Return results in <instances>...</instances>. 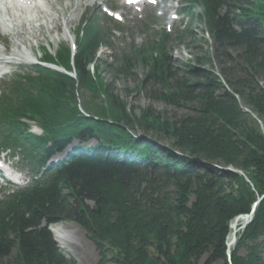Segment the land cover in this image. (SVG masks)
I'll return each mask as SVG.
<instances>
[{
  "label": "trees",
  "instance_id": "16d2710c",
  "mask_svg": "<svg viewBox=\"0 0 264 264\" xmlns=\"http://www.w3.org/2000/svg\"><path fill=\"white\" fill-rule=\"evenodd\" d=\"M187 2L186 12L212 37L213 54L208 49L195 66L176 70L164 33L134 48L119 66L124 73L136 63L148 68L147 79L161 88L154 99L187 115L166 119L151 109L138 118L131 114L102 76L98 54L108 40L94 18L86 20L74 58L67 47L46 58L75 79L38 68L37 78L4 101L3 132L15 150L23 143L44 159L74 141L97 144L78 146L51 175L0 198V264H76L50 230L60 223L87 233L99 251L98 264H264V4ZM186 37L197 39L190 29ZM21 119L35 121L44 137L26 134ZM137 127L146 135L132 136ZM198 160L240 170L247 180ZM262 197L237 235L230 263V226Z\"/></svg>",
  "mask_w": 264,
  "mask_h": 264
},
{
  "label": "rangeland",
  "instance_id": "374dc122",
  "mask_svg": "<svg viewBox=\"0 0 264 264\" xmlns=\"http://www.w3.org/2000/svg\"><path fill=\"white\" fill-rule=\"evenodd\" d=\"M76 1L77 0H63L61 6H56L55 9L57 14H51L53 18L49 21L46 20L47 25L45 28L35 33L36 37L30 38L26 45L35 46L36 50H34V53L42 57V49L53 41L54 45L51 44V47H49L50 51L52 50L51 53H53L54 50L71 41H67L70 36L68 30H70L72 33L71 35H73L84 13H88L89 15L97 14L101 19V25L107 30L111 37L109 41L111 47L102 48L98 54V59L103 63L115 65V69H108L105 64L102 63V76L106 82L113 84V88L116 91L115 93L128 104L131 114H134V116L138 118L143 116L145 110L151 109L152 112L166 119L175 120L187 115L189 112L183 108H176L163 101L154 99L153 92H157L161 88L147 79L148 68L136 63L132 72L127 71L124 73L119 67L123 64V57L131 56L134 48L139 49L146 43L153 41L158 36L157 34H160L164 29L171 33L173 31H183L188 27L197 38L193 41L195 44L186 36L182 43H179L178 40L171 41L169 56L176 70H182L187 65L195 66L196 59L204 56V52H207L208 49H212L214 45L212 37L205 31L203 24L198 20L191 22V20L183 14L182 0H163L158 7L150 8V10L136 17L132 16L131 11H126L125 19L119 27H114V25L106 20V17L102 14V12L104 13V8H113L114 11L121 12L122 10L119 3L113 0H94V3H86L85 1V3L79 7L76 5ZM262 1L264 4V0ZM193 12L195 14H201V9H196ZM172 15H177V20L172 21ZM52 21H55V25L57 26L54 30L53 24H51ZM48 25L49 27H47ZM65 27L67 29L63 36ZM52 30L54 31L53 33L51 32ZM15 40L20 43L17 37H11L8 43L12 50L17 51V47L14 44ZM21 41L23 42L22 39ZM3 46L6 48V45L3 44ZM23 46L24 45L21 43L20 47ZM213 53L214 50L212 49V54ZM34 59L29 60V62L34 61ZM214 63L216 71H219L220 64L215 61ZM116 68H119L121 73H117ZM139 87H141L140 90H138ZM83 99L88 101L89 95H84ZM83 99L81 97L79 101L82 109ZM151 126H154L156 129H161V125L158 126L157 123H153ZM131 134L136 138H141V136L146 135L145 132L138 127L131 129ZM162 143L168 145L165 141H162ZM96 144L97 142L91 141L86 144V146L94 147ZM3 157H8V155H1V158ZM10 164H12L14 168H17L18 164L16 161H11ZM8 188L10 187L6 184H0V190L4 191ZM239 189L240 185L235 184L234 190L239 191ZM53 227H62L69 233L70 243L68 248H62L60 242L53 233L60 250L67 259L74 261L76 264H98L100 260L99 251L83 229L74 223H60L51 228ZM204 261L205 259L202 260L201 264H203Z\"/></svg>",
  "mask_w": 264,
  "mask_h": 264
},
{
  "label": "bare ground",
  "instance_id": "6f19581e",
  "mask_svg": "<svg viewBox=\"0 0 264 264\" xmlns=\"http://www.w3.org/2000/svg\"><path fill=\"white\" fill-rule=\"evenodd\" d=\"M85 1L86 0H78V2H76L78 6H81L85 3ZM87 2H94V0H87L86 3ZM62 3V0H0V26L5 30V32H14L18 37H20V39L26 42L35 36V33L29 30L30 26L33 24L32 22L38 24L35 26V29L42 31L46 20L49 21L53 18L51 14H57L55 8L56 6H61ZM51 24H53V30L57 28L55 21H52ZM49 25L47 27H49ZM53 30L51 31L52 33L54 32ZM22 44L24 45L25 43L22 42ZM15 45L19 47L18 44ZM18 55L25 61L34 59L32 51L28 50L26 47L23 50L21 49ZM5 64L6 62L0 58V66H4ZM246 221V219L238 220L236 222L235 229L233 228L231 230V235L228 241L231 243L230 251H232L236 246L238 240L237 235L242 231ZM50 230L55 234L56 239L60 242L62 248L69 247L70 236L64 228L53 227L50 228ZM234 230L236 232L235 235H233ZM234 236L236 237V241H232Z\"/></svg>",
  "mask_w": 264,
  "mask_h": 264
},
{
  "label": "water",
  "instance_id": "95a60500",
  "mask_svg": "<svg viewBox=\"0 0 264 264\" xmlns=\"http://www.w3.org/2000/svg\"><path fill=\"white\" fill-rule=\"evenodd\" d=\"M248 112V111H246ZM198 163L202 166H213L217 169H219L220 171L224 172V173H232V174H235V175H239V176H243L245 179L246 177L244 176V174L240 171V170H236V169H233V168H221V167H217L215 165H211L209 163H206L204 161H201V160H198ZM247 180V179H246ZM263 200V197L262 198H259L257 202L254 203L253 207H252V210L250 212V214L248 215H241V216H238L231 224L230 226V229L232 230L233 228L235 229V225H236V222L240 219H246V224L244 225L242 231L248 226V224L251 222V220L253 219V215L256 211V208L258 207V205L261 203V201ZM235 230H234V234L235 235ZM229 241V239H228ZM232 241H236V237L234 236L233 240ZM230 244L231 243H227V255H228V258H229V262L231 263V255H232V251H230ZM232 264V263H231Z\"/></svg>",
  "mask_w": 264,
  "mask_h": 264
},
{
  "label": "snow or ice",
  "instance_id": "6c2138e0",
  "mask_svg": "<svg viewBox=\"0 0 264 264\" xmlns=\"http://www.w3.org/2000/svg\"><path fill=\"white\" fill-rule=\"evenodd\" d=\"M131 2H135V0H131Z\"/></svg>",
  "mask_w": 264,
  "mask_h": 264
}]
</instances>
